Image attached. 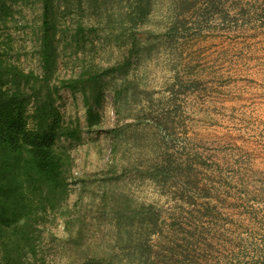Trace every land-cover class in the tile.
I'll list each match as a JSON object with an SVG mask.
<instances>
[{"label": "rangeland", "instance_id": "rangeland-1", "mask_svg": "<svg viewBox=\"0 0 264 264\" xmlns=\"http://www.w3.org/2000/svg\"><path fill=\"white\" fill-rule=\"evenodd\" d=\"M15 11L1 40L13 62L41 74L42 2L21 0ZM55 13L59 36L82 26L80 55L94 50L102 66L123 61L135 45L132 74L141 98L125 100L131 117L121 123L127 135L118 157L107 130L118 123L110 86L99 108L101 135L87 131L81 94L63 90L58 101L65 121L79 120L84 130L85 143L69 147L70 202L83 194L79 209L93 242L99 240L93 245L117 247L130 260L141 255H129L127 247L144 243L153 247L143 255L154 264H264V0H56ZM79 71L66 58L59 73ZM143 109L152 117L138 127L134 116ZM155 145L166 153L155 155ZM114 158L119 166L146 167L170 158L180 168L166 183L126 174L117 183L124 195L104 208L101 189L89 186ZM114 205L147 208L157 217L137 219L129 242L117 234ZM44 241L49 264H82L87 257L68 241L61 219Z\"/></svg>", "mask_w": 264, "mask_h": 264}, {"label": "trees", "instance_id": "trees-1", "mask_svg": "<svg viewBox=\"0 0 264 264\" xmlns=\"http://www.w3.org/2000/svg\"><path fill=\"white\" fill-rule=\"evenodd\" d=\"M41 2L39 57L42 72L38 74L13 62L8 54L9 44L1 40L9 23L16 20L15 7L21 0H0V264H49L44 234L50 232L58 219L65 225L68 241L87 250L82 264H154L150 257L143 255L146 250L153 251V247L144 243L127 247L129 255H141L130 260L122 259L117 247L93 245L99 240L93 242L87 216L79 209L83 194L74 204L70 202L74 162L69 147L85 143L84 130L79 120L66 122L58 106L63 90L74 96L81 94L87 131L101 135L103 116L99 108L110 86L118 126L107 130L113 139L112 155L118 157L122 139L127 135L121 123L131 117L127 114L125 100L141 98L139 78L132 74L135 45L123 61L102 66L96 61L94 50H85V54L80 55V47L86 43L82 26L73 34L59 36L56 0ZM66 58L73 69L80 71L62 77L59 71ZM148 117H152L150 111L140 110L134 116L136 126H144ZM156 147L155 155L166 153L161 146ZM178 168L170 158L148 167L138 161L119 166L114 158L103 171V178H91L89 191L99 193L100 188L101 205L107 208L111 200L124 195L118 191L117 183L126 174H148L157 183H166ZM88 180H82L83 191H87ZM130 209L114 205L113 213L118 236L133 242L136 220L140 218L141 223H145L157 214L148 216L147 208L144 211Z\"/></svg>", "mask_w": 264, "mask_h": 264}]
</instances>
